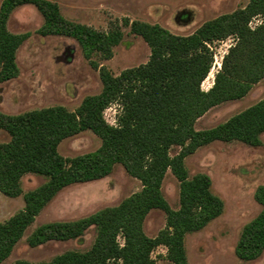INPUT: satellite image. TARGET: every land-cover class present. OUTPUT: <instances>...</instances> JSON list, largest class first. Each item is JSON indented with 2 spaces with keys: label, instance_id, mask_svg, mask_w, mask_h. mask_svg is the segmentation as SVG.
<instances>
[{
  "label": "trees",
  "instance_id": "trees-1",
  "mask_svg": "<svg viewBox=\"0 0 264 264\" xmlns=\"http://www.w3.org/2000/svg\"><path fill=\"white\" fill-rule=\"evenodd\" d=\"M27 3L34 4L44 16L39 33L76 38L88 58L96 52L110 58L113 46L123 39L119 27L101 31L66 18L52 0H2L0 81L18 74L17 50L29 33L13 32L7 22L17 6ZM255 17H261V22L251 26ZM130 24L131 31L149 44V60L119 74L94 63L103 88L84 97L76 110L52 105L18 114L0 111V128L11 136L9 141L0 142V190L11 196L22 193V177L27 172L47 177L24 193L23 208L0 222V263L59 190L74 182L107 176L116 163H122L141 180V190L118 205L85 217L42 223L28 237L29 244L36 246L51 239L80 237L95 226L97 235L88 250H70L49 261L20 260L15 264H157L152 250L160 244L167 247L170 260L188 264L185 233L220 215L224 203L211 191L208 174L190 176L186 156L214 140H241L252 145L261 142L264 97L213 127L197 129L195 124L211 107L245 96L264 78V0H248L245 6L206 20L189 34L173 33L158 23L137 19ZM228 36H234L235 41L224 55L212 86L205 89L202 82L214 62L212 43ZM112 103L119 106L115 124L104 117V110ZM85 129L102 138L100 147L63 156L58 150L61 140ZM173 146L180 147L174 155ZM169 169L180 181L178 209L171 207L162 192ZM255 198L262 209L246 223L236 245L237 255L247 260L264 251V184L256 188ZM153 208L167 213V225L149 236L144 220Z\"/></svg>",
  "mask_w": 264,
  "mask_h": 264
},
{
  "label": "rangeland",
  "instance_id": "rangeland-1",
  "mask_svg": "<svg viewBox=\"0 0 264 264\" xmlns=\"http://www.w3.org/2000/svg\"><path fill=\"white\" fill-rule=\"evenodd\" d=\"M68 19L90 25L101 31L123 30V39L113 46V54L105 58L100 52L85 56L74 37L61 34L42 35L38 29L44 16L34 4H22L11 13L7 26L16 33L28 32V38L17 50L18 74L0 81V111L18 114L31 109L63 105L76 110L84 97L103 88L98 65H106L114 74L146 63L151 55L147 41L131 31V22L141 20L158 23L173 33L189 34L206 20L243 7L248 0H52ZM2 0H0L1 5ZM261 22L255 17L251 26ZM234 36L212 43L214 62L202 87L212 86L224 55L234 43ZM264 97V78L238 99L211 107L196 121L197 129L213 127ZM119 106L112 103L104 110L106 120L115 124ZM11 139L0 128V142ZM102 138L91 129L65 137L58 145L65 157L96 150ZM179 146L171 148L174 155ZM190 176L206 173L211 178V191L224 203L220 215L205 226L190 230L184 236L188 264H264V251L251 260L236 253L244 226L261 211L255 190L264 184V133L261 142L252 145L241 140H214L198 147L185 158ZM43 174L27 172L22 177L23 192L11 196L0 190V222L8 220L25 205L24 193L45 182ZM141 180L131 175L122 163H116L107 176L74 182L59 190L36 215L11 253L0 264L20 260L49 261L70 250L86 251L95 241L97 228L89 227L82 236L67 240L51 239L32 246L28 237L42 223L76 220L104 207L118 205L123 199L141 190ZM162 192L172 208L180 207V181L169 169L162 183ZM167 225V213L153 208L144 220V231L157 235ZM123 242V237H118ZM157 264H176L168 258V249L160 244L152 250Z\"/></svg>",
  "mask_w": 264,
  "mask_h": 264
}]
</instances>
